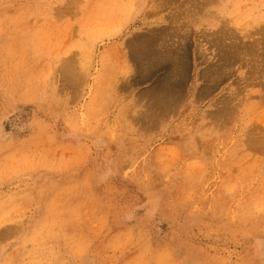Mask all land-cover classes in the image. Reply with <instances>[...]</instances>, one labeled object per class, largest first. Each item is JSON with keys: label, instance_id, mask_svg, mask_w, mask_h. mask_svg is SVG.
<instances>
[{"label": "rangeland", "instance_id": "rangeland-1", "mask_svg": "<svg viewBox=\"0 0 264 264\" xmlns=\"http://www.w3.org/2000/svg\"><path fill=\"white\" fill-rule=\"evenodd\" d=\"M262 52L264 0H0V264H264Z\"/></svg>", "mask_w": 264, "mask_h": 264}, {"label": "bare ground", "instance_id": "bare-ground-1", "mask_svg": "<svg viewBox=\"0 0 264 264\" xmlns=\"http://www.w3.org/2000/svg\"><path fill=\"white\" fill-rule=\"evenodd\" d=\"M221 29H222V28H221ZM221 29H220V30H221ZM216 31H217V30H216ZM216 31H215V32L212 31V32H213V33H216V34H217V33H218V34H219V33H224V32H223L224 30H221L220 32H218V31L216 32ZM227 31H228V30H227ZM232 33H233V32H232ZM223 35H224V34H222L221 37H222ZM226 35H227V34H226ZM226 35L223 36V37L226 38ZM156 36H158V34H157ZM231 36H232V35H231ZM211 37H212V36H211ZM233 37H234V36H233ZM147 38H148V37H147ZM158 38H159V37H158ZM214 38L216 39V37H214ZM225 38H223V39H225ZM149 39H151V38L149 37ZM186 39H187V38H186ZM215 39H213V40H215ZM230 39H231V38H230ZM232 39H234V38H232ZM235 39H236V37H235ZM218 40H220V39H218ZM226 40H229V39L227 38ZM236 41L241 42V41L238 40V39H236ZM148 42H149V41H148ZM151 42H152V41H151ZM151 42H150V43H151ZM153 42H154V40H153ZM157 42H158V41H157ZM157 42L155 43V45H157ZM216 42H217V41H216ZM219 42H220V41H219ZM231 42H232V40H231ZM255 42H256V41H255ZM232 43H233V42H232ZM244 43H245V42H244ZM247 43H248V42H247ZM249 43H250V42H249ZM142 44H143V43H142ZM142 44H141V46H142ZM159 44H160V43H159ZM218 44H219V43H218ZM223 44H224V43H223ZM223 44H222V45H223ZM237 44H238V43H237ZM237 44L233 45V44H231V43L229 42V45H228L227 50H226V51L224 50V54H225V55L222 54V56H221L224 60L221 59V61H222V65H220V67L218 66V68H220V69H219V71H220V75H224V71H225V70H223V65H224V64H225L226 66L229 65L228 62H227L226 60H230V59H234V60H236V59H239L240 57L242 58V56H241V54H242V50L240 49V47L237 48V49H235V47L237 46ZM245 44H246V43H245ZM245 44H244V46H245ZM147 45H148V44H147ZM150 45H151V44H150ZM152 45L154 46V44H152ZM160 45H161V44H160ZM220 45H221V44H219L218 46H220ZM225 45H226V44H225ZM247 45H250V44H247ZM247 45H246V46H247ZM253 45H254V44H253ZM259 45H260V43H259ZM261 45H262V44H261ZM141 46H140V47H141ZM145 46H146V45H145ZM161 46H162V45H161ZM223 46H224V45H223ZM233 46H234V47H233ZM138 47H139V46H138ZM146 47H147V46H146ZM146 47H144V48H146ZM148 47H149V46H148ZM150 47H151V46H150ZM159 47H160V46H159ZM162 47H164V46H162ZM225 47H227V46H225ZM225 47H224V48H225ZM232 47H233V51L231 52V51H230V48L232 49ZM247 47H248V46H247ZM251 47H252V45H251ZM153 48H154V47H153ZM160 48H161V47H160ZM242 48H243V47H242ZM245 48H246V47H245ZM248 48H249V47H248ZM149 49H150V48H149ZM151 49H152V48H151ZM156 49H157V48H156ZM158 49H159V48H158ZM162 49H163V48H162ZM162 49H161V50H162ZM166 49H168V48H166ZM225 49H226V48H225ZM228 49H229V50H228ZM145 50H146V49H145ZM145 50H144V52H145ZM173 50L175 51V50H177V49H173ZM184 50H185V49H184ZM184 50H183V53H184ZM249 50H250V49H249ZM253 50H254V48L251 50V52H252ZM260 50H263V48H262V49L260 48ZM137 51H138V50H137ZM137 51H136V52H137ZM140 51H141V50H140ZM140 51H139V52H140ZM146 51H148V50H146ZM158 51H159V50H158ZM162 51H163V50H162ZM162 51H161V53H162ZM164 51H165V54H166V50H165V49H164ZM167 51H168V50H167ZM169 51H170V50H169ZM180 51H181V50H180ZM240 51H241V53H239ZM256 51H257V50H256ZM144 52H143V53H144ZM152 52H153V51H152ZM154 52H155V51H154ZM156 52H157V51H156ZM175 52H177V51H175ZM243 52H244V51H243ZM161 53H159V54H161ZM177 53H179V52H177ZM247 53H248V52H247ZM247 53H246V56H247ZM254 53H255V52H254ZM260 53H261V51H260ZM141 54H142V53H141ZM147 54H148V53H147ZM147 54H146V55H145V54H142V58H143V55H144V56H147ZM151 54H152V53H151ZM154 54H155V53H154ZM157 54H158V52H157ZM159 54H158V55H159ZM165 54H164V55H165ZM171 54H172V53H171ZM173 54H175V53H173ZM180 54H182V53H180ZM185 54H186V53H185ZM185 54H182V55H185ZM239 54H240V57L238 56ZM243 54H244V53H243ZM243 54H242V55H243ZM134 55H137V53H134ZM148 55H149V54H148ZM158 55H157V56H158ZM166 55L168 56L169 54H166ZM176 55H177V54H176ZM178 55H179V54H178ZM248 55H250V53H249ZM259 55H260V54H259ZM261 55H264V53L262 52ZM139 56H141L140 53H139ZM139 56H137V57L139 58ZM153 56H155V55H151V57H153ZM230 56H231V57H230ZM137 57H136V58H137ZM160 57H161V55H159V58H160ZM173 57H174V56H173ZM178 57L180 58V60H179V62H180V61H181V56L179 55ZM221 57H220V58H221ZM250 57L252 58V53H251V56H250ZM254 57H255V55H254ZM257 57H258V54H257ZM140 58H141V57H140ZM163 58H164V57H163ZM183 58H184V56H183ZM220 58H219V59H220ZM147 59H148V57H147ZM155 59H156V58H155ZM155 59H154V60H155ZM164 59H165V58H164ZM164 59H163V60H164ZM169 59H170V58H169ZM172 59H173V58H172ZM175 59H176V58H175ZM184 59H185V58H184ZM184 59H183V60H184ZM137 60H138V59H137ZM148 60H150V63H151V61H152V62L154 61L153 59L151 60V58H149ZM148 60H147V61H148ZM159 60H160V62L162 61L161 59H159ZM173 60H174V59H173ZM183 60H182V62H183ZM186 60H187V59H186ZM186 60H185V61H186ZM251 60H253V59H251ZM140 61H141V60H140ZM143 61H145V59H144ZM147 61H145V62H147ZM156 61H158V58L156 59ZM168 61H169V60H168ZM219 61H220V60H219ZM236 61H237V60H236ZM242 61L244 62V64H249V63L252 62V61L249 62L250 60H247V59H245V58H243ZM141 62H142V61H141ZM170 62H171V60H170ZM173 62H174V61H172V64H173ZM175 62H176V61H175ZM182 62H181V63H182ZM254 62H255V61H254ZM139 63H140V62H139ZM142 63H143V62H142ZM154 63H157V62H154ZM177 63H178V60H177ZM223 63H224V64H223ZM140 64H141V63H140ZM158 64H159V62H158ZM165 64H166V62H165ZM165 64H164V65H165ZM167 64H168V63H167ZM172 64H171V65H172ZM178 64H180V63H178ZM141 65H142V64H141ZM145 65L147 66L146 63L144 64V66H145ZM148 65H150V64L148 63ZM151 65H152V63H151ZM162 65H163V61H162ZM176 65H177V64H176ZM225 65H224V66H225ZM142 66H143V65H142ZM142 66H141V68H142ZM152 66H153V65H152ZM157 66H158V65H157ZM159 66H161V65L159 64ZM159 66H158V67H159ZM174 66H175V65H174ZM174 66H173V67H174ZM181 66H183V64H182ZM184 66H185V64H184ZM216 66H217V65H216ZM232 66H233V65H232ZM241 66H242V65H241ZM252 66H253V69H254L255 66H254V65H252ZM67 67H68V66H67ZM161 67H162V66H161ZM163 67H165V66H163ZM163 67H162V69H163ZM176 67H177V66H176ZM176 67H175V68H176ZM178 67H179V66H178ZM178 67H177V68H178ZM186 67H187V66H186ZM212 67H213V65H212ZM227 67H228V66H227ZM250 67H251V66H250ZM65 68H66V67H65ZM144 68H145V67H144ZM144 68H143V70H144ZM146 68H147V67H146ZM148 68H149V66H148ZM148 68H147V69H148ZM154 68H155V67H154ZM154 68H153V69H154ZM165 68H166V67H165ZM167 68H168V67H167ZM177 68H176L175 70H177ZM214 68H215V67H214ZM216 68H217V67H216ZM66 69H67V68H66ZM147 69H146V70H147ZM149 69H150L151 71L153 70V69L151 68V66H150ZM171 69H172V68H171ZM178 69H179V68H178ZM182 69H184V68H182ZM208 69H209V68H208ZM143 70H141V71H143ZM146 70H145V71H146ZM150 70H149V71H150ZM186 70H187V69H186ZM186 70L184 69V71H186ZM251 70H252V69H251ZM166 71H167V70H166ZM166 71H164V72L167 73ZM169 71H170V69H169ZM177 71H178V72L181 71V68H180L179 70H177ZM182 71H183V70H182ZM215 71H216V70H215ZM67 72H68V71H67ZM146 72H147V71H146ZM172 72H173V71H172ZM208 72H209V71H208ZM212 72H213V71H212ZM216 72H217V71H216ZM144 73H145V72H144ZM147 73H150V74H151V72H147ZM169 73H170V72H169ZM174 73H176V71L173 72V74H174ZM181 73H182V75H183V72H181ZM181 73H180V75H181ZM231 73H232V72H231ZM255 73H256V70L253 71V72L251 73V75L253 74V80H256V79H255V75H254ZM170 74H171V73H170ZM212 74H213V73H212ZM216 74H217V73H216ZM218 74H219V72H218ZM146 75H147V74H146ZM163 75H164V74H163ZM180 75H179V76H180ZM182 75L180 76V78L182 77ZM220 75H218V76H220ZM229 75H230V74H229ZM249 75H250V74H249ZM148 76H149V75H148ZM164 76H166V75H164ZM171 76H172V74H171ZM176 76H177V75H176ZM179 76H178V77H179ZM216 76H217V75H216ZM167 77H168V76H167ZM174 77H175V76H174ZM183 77H186V76H183ZM226 77H227V76H226ZM249 77H250V76H249ZM160 78H161V75H160ZM165 78H166V77H165ZM166 79H167V78H166ZM184 79H185V78H184ZM225 79H226V78H225ZM159 80H160V79H158V81H159ZM162 80H163V77H162ZM164 80H165V79H164ZM168 80H170V78L167 79V81H168ZM180 81H181V80H180ZM182 81H183V79H182ZM219 81H220V79H219ZM219 81H218V82H219ZM221 81H222V80H221ZM160 82H161V81H160ZM165 82H166V81H165ZM169 82H170V81H169ZM170 83H171V82H170ZM175 83H176V82H175ZM180 83H181V82H180ZM219 83H220V82H219ZM159 84H160V83H159ZM163 84H164V82H163ZM176 84H177V83H176ZM214 84L216 85V83H214ZM217 84H218V83H217ZM177 85H178V84H177ZM177 85H176L175 88L178 87ZM255 85H256V84H255ZM180 86H182V84H180ZM167 87H168V86H167ZM169 87H170V86H169ZM169 89H170V88H169ZM171 89H173V87H171ZM171 89L169 90L170 92H171ZM164 90H165V89H164ZM173 90H174V89H173ZM175 90H176V89H175ZM163 92H164V91H162L161 93H163ZM166 92H167V90H166ZM174 92H175V91H174ZM156 93H157V92H155V94H156ZM159 93H160V90H159ZM164 93H165V92H164ZM150 94H151V93H150ZM173 94H175V93H173ZM151 95H152V94H151ZM160 95H161V94H159V95H157V96H160ZM162 96L165 98V95H162ZM162 96H161V99H162ZM168 97H169V96H168ZM159 98H160V97H158V99H159ZM162 101H163V100H162Z\"/></svg>", "mask_w": 264, "mask_h": 264}]
</instances>
